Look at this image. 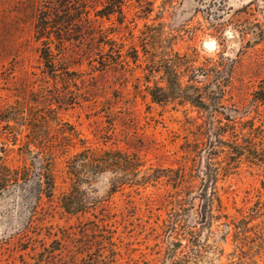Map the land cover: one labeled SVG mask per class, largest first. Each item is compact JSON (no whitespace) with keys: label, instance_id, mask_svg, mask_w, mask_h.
<instances>
[{"label":"rangeland","instance_id":"obj_1","mask_svg":"<svg viewBox=\"0 0 264 264\" xmlns=\"http://www.w3.org/2000/svg\"><path fill=\"white\" fill-rule=\"evenodd\" d=\"M189 87L203 105L179 94ZM12 107L56 110L73 140L51 124L52 198L38 203L34 180L0 187V264H264L251 156L264 136V0H0V113ZM22 124L0 122V147L11 169L36 170L40 150L18 151ZM87 149L127 155L134 176L92 172L82 189L100 204L70 217L67 162Z\"/></svg>","mask_w":264,"mask_h":264},{"label":"trees","instance_id":"obj_2","mask_svg":"<svg viewBox=\"0 0 264 264\" xmlns=\"http://www.w3.org/2000/svg\"><path fill=\"white\" fill-rule=\"evenodd\" d=\"M50 13L46 14L47 18L41 19V23L38 25V33L44 34L46 31V20L50 17ZM51 19V18H50ZM43 49L42 59L44 61L45 68L49 76L52 79H56L55 69V58L51 50L50 44H45ZM187 90H193L190 92L180 91L179 94L188 96L192 100L193 105H203L202 97L200 93L196 94L197 91L192 87ZM156 91H152V98L154 102L159 103ZM159 95L165 97L166 95L163 91H159ZM56 110L46 109L39 110L38 114L27 118L20 116V109L12 107L10 112L0 113V122L10 123L23 122L22 127L26 126L29 134L26 136L28 140L23 147H20L18 151L25 154V152L30 153L29 149L36 147L39 149L38 159L40 160V165L36 170L28 169L23 167L21 169H11L7 162V152L4 147H0V187L7 188L9 185H26L31 180H34L37 185V201L39 203L40 199L45 196L47 198H52L55 191V177H54V155L46 153V144L49 143L48 138L51 136V124H57L60 126L58 132L63 136L61 139L64 143H71L73 140V129H66L65 124L58 121ZM25 118V119H23ZM62 145L56 146L59 148ZM253 146V145H251ZM69 145H63V150H66ZM251 156L254 158L255 165L262 173L263 181L261 183L262 190L264 192V136L260 139L258 145L252 147ZM42 155V156H41ZM127 155L120 152H103L97 156H94L91 149H87L83 153H80L72 157L68 162L69 173L71 177V189L68 193L62 195L60 199L61 209L63 213L70 217H76L81 214H85L91 209L95 208L100 202L98 200L94 203L89 202V195L82 189L83 184H88L92 172L95 174H103L107 171H112L114 175L120 172L121 178L127 180L128 177L134 176L133 173L128 170L131 167ZM91 174V175H90ZM133 174V175H132ZM115 189V188H114ZM114 192V191H113ZM115 193V192H114ZM37 203V204H38ZM237 234V233H236ZM241 234V233H240ZM238 234V235H240ZM238 235H236L238 237Z\"/></svg>","mask_w":264,"mask_h":264}]
</instances>
